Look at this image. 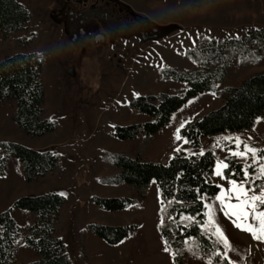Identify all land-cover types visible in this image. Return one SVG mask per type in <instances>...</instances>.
<instances>
[{
  "label": "rangeland",
  "instance_id": "1",
  "mask_svg": "<svg viewBox=\"0 0 264 264\" xmlns=\"http://www.w3.org/2000/svg\"><path fill=\"white\" fill-rule=\"evenodd\" d=\"M21 1L32 11L30 28L36 40L28 45L40 51L46 61L43 74L46 106L59 121L61 129L40 138L31 137L12 119L11 101H4L0 103V110H9L8 123L16 125L18 130L9 131L0 140L32 148L56 146L62 155L63 171L57 177L29 185L21 161L16 156H9L7 172L0 175V212L11 207L13 201L23 195L58 189L67 197L62 211L63 237L74 264H83L79 256V235L91 221L113 225L139 224L129 238L116 245L88 233L87 238L89 235L92 238L93 264H175L173 254L158 229L161 197L156 182H152L143 199L128 185L103 183L101 178L114 172L109 166L110 161L104 158L105 153L127 151L137 155L140 139L124 141L113 135L117 125L148 119L141 113L132 114V100L148 92H177L183 87V83L160 80L161 69L166 66L190 68L193 62L187 51L195 46L200 34L225 38L239 36L251 27H264V0H117L157 24L158 38L148 41L143 40L144 33L121 35L99 24L93 28L85 26V31H73L54 18L52 12L57 5L52 0ZM171 24L180 29L163 37L160 27ZM12 49L20 50L18 47L8 50ZM237 69L219 85V89L240 84L250 75L264 70V64L243 71ZM223 103L224 98L218 92H205L190 98L174 112L166 127L154 136L144 157L167 162L185 143L181 124L185 125ZM178 128L179 140L176 139ZM225 137L232 139L225 140ZM236 137L257 149H264V116L258 118L252 129L226 131L206 138L203 149H213L217 162L225 160L231 155L230 150H235ZM186 151L193 152L190 147ZM236 158L243 166L251 163L250 158ZM249 172L253 174L252 169ZM228 180L214 174V182L224 188L229 187ZM261 183L264 181H256L257 185ZM93 193L127 195L136 201L125 209L109 211L91 203ZM208 203H216L215 197ZM214 211V219L224 231L231 249L226 251L222 244L214 242L212 254L205 253L192 238H187L185 247L190 264H264V240H256L250 232L237 227L233 223L235 217L225 216L218 206ZM12 215L23 228L30 223L31 217L25 210L14 207ZM194 222L190 216L183 217L185 225ZM200 229L215 240L202 225ZM23 234L24 231L21 240ZM33 258V250L22 244L12 264L25 263Z\"/></svg>",
  "mask_w": 264,
  "mask_h": 264
},
{
  "label": "trees",
  "instance_id": "2",
  "mask_svg": "<svg viewBox=\"0 0 264 264\" xmlns=\"http://www.w3.org/2000/svg\"><path fill=\"white\" fill-rule=\"evenodd\" d=\"M122 5L131 26V32L125 35L157 29L154 21L134 12L128 5ZM31 20L32 11L21 0H0V32L5 51V56L0 59V102L11 101L15 124L27 135L40 138L59 131L61 125L46 106L43 81L46 61L40 51L28 45L36 40L30 28ZM177 27L172 24L161 26V35L167 37L180 29ZM20 33L23 34L17 36ZM12 47L20 50L9 53L7 50ZM187 54L193 62L190 68L166 66L160 74V80L183 83V87L177 92H148L132 100V114L141 113L148 119L117 125L113 135L124 141L140 139L138 154L106 151L104 158L110 161L109 166L114 172L101 178L108 185L130 186L140 199L146 196L152 182H156L161 197L158 229L167 241L165 244L173 254L175 264H190L185 247L187 238H192L201 251L210 254L212 243L216 242L200 229L206 220L204 205L220 193V185L214 182L217 154L213 149H203L204 140L226 131L252 129L258 118L264 116V70L250 75L238 85L219 89V85L234 74L235 68L243 71L264 64V27H251L239 36L225 38L202 33ZM205 92H218L224 103L184 125L181 134L188 142L179 147L181 151H175L165 163L144 157L154 136L166 127L174 112L190 98ZM187 147L193 152L188 153ZM9 156H16L21 161L29 185L57 177L63 171L62 155L56 146L36 149L0 140V175L7 172ZM226 162L234 174L229 175L226 170L225 175L240 181L243 163L231 155ZM62 194L58 189H51L23 195L0 212V264H12L22 244L33 250L34 258L21 264H74L63 237L62 211L67 197ZM90 201L98 208L116 211L133 205L136 200L127 195L93 193ZM14 207L27 211L31 217L25 228L13 217ZM184 216L194 218L195 222L185 225ZM138 226V222L124 225L89 222L79 235L82 263L93 264L88 233L116 245L129 238Z\"/></svg>",
  "mask_w": 264,
  "mask_h": 264
},
{
  "label": "snow or ice",
  "instance_id": "3",
  "mask_svg": "<svg viewBox=\"0 0 264 264\" xmlns=\"http://www.w3.org/2000/svg\"><path fill=\"white\" fill-rule=\"evenodd\" d=\"M183 127L184 125L181 124V128ZM179 132L180 129L178 128L177 140L181 139ZM224 139L231 140L232 138L225 137ZM235 141V150H230L231 156L250 158L251 163L242 167L243 178L238 182L236 179L228 180L225 175L226 170H229V175L234 174L230 170V164L225 162L227 157L225 160L217 162L214 174L221 179L228 180L229 187L218 186L220 193L215 197L216 203L204 205L207 209L205 213L207 220L202 224V227L215 238L217 243L222 244L226 251L231 249V245L224 231L214 219V210L217 206L225 216L235 217L233 223L237 227H242L243 230L250 232L256 240H264V183L256 184L258 180L264 181V149L250 146L241 141L239 137H236ZM184 142L187 143L188 141L185 140ZM241 145H243L242 150ZM176 151L179 152L181 149L177 148ZM250 169L253 170V174H250Z\"/></svg>",
  "mask_w": 264,
  "mask_h": 264
},
{
  "label": "flooded vegetation",
  "instance_id": "4",
  "mask_svg": "<svg viewBox=\"0 0 264 264\" xmlns=\"http://www.w3.org/2000/svg\"><path fill=\"white\" fill-rule=\"evenodd\" d=\"M52 1L57 5L52 12L54 18L73 31H85V26L93 28L99 24L118 34L124 35L131 32L129 15L125 14L124 6L117 0ZM153 32L154 28L149 31H142L144 34H152Z\"/></svg>",
  "mask_w": 264,
  "mask_h": 264
},
{
  "label": "crops",
  "instance_id": "5",
  "mask_svg": "<svg viewBox=\"0 0 264 264\" xmlns=\"http://www.w3.org/2000/svg\"><path fill=\"white\" fill-rule=\"evenodd\" d=\"M7 51L9 53H14V52H17L18 50L12 49V50H7ZM4 56H5V51L2 48V34L0 32V59H2ZM0 103H3V102H0ZM8 111L9 110H4V109L0 110V138L1 139L4 138L3 136L8 134L9 131H12V130L17 131L18 130V127L16 125H14V124L12 125V124L8 123L9 122L7 119ZM7 139H9V138H7ZM42 148H46V146L44 145V146L36 147V149H42ZM90 239H92L91 235H89V237H88V247H89L90 254H92L91 246H90V241H91ZM93 254H94V252H93ZM93 254L91 255L92 256L91 259L93 258Z\"/></svg>",
  "mask_w": 264,
  "mask_h": 264
},
{
  "label": "water",
  "instance_id": "6",
  "mask_svg": "<svg viewBox=\"0 0 264 264\" xmlns=\"http://www.w3.org/2000/svg\"><path fill=\"white\" fill-rule=\"evenodd\" d=\"M157 32H158V29H154V32L152 34H146L142 38L145 41L157 39L158 38Z\"/></svg>",
  "mask_w": 264,
  "mask_h": 264
}]
</instances>
